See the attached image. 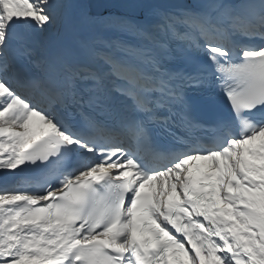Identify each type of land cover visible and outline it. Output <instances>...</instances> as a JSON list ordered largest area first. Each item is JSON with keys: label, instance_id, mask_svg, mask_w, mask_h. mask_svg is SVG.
<instances>
[{"label": "snow or ice", "instance_id": "snow-or-ice-1", "mask_svg": "<svg viewBox=\"0 0 264 264\" xmlns=\"http://www.w3.org/2000/svg\"><path fill=\"white\" fill-rule=\"evenodd\" d=\"M0 0V264H264V0Z\"/></svg>", "mask_w": 264, "mask_h": 264}, {"label": "bare ground", "instance_id": "bare-ground-1", "mask_svg": "<svg viewBox=\"0 0 264 264\" xmlns=\"http://www.w3.org/2000/svg\"><path fill=\"white\" fill-rule=\"evenodd\" d=\"M107 2H108V11H110V10L111 11H122V9H116V8L112 7L113 5H116L120 2H122V0H107ZM110 2H112V3H110Z\"/></svg>", "mask_w": 264, "mask_h": 264}, {"label": "water", "instance_id": "water-1", "mask_svg": "<svg viewBox=\"0 0 264 264\" xmlns=\"http://www.w3.org/2000/svg\"><path fill=\"white\" fill-rule=\"evenodd\" d=\"M96 1H98V0H92V2L95 3V4L97 3Z\"/></svg>", "mask_w": 264, "mask_h": 264}]
</instances>
